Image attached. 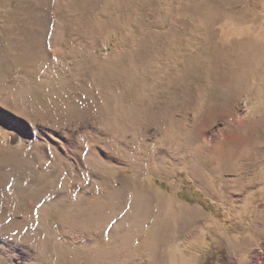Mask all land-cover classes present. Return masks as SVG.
<instances>
[{
	"label": "rangeland",
	"instance_id": "rangeland-1",
	"mask_svg": "<svg viewBox=\"0 0 264 264\" xmlns=\"http://www.w3.org/2000/svg\"><path fill=\"white\" fill-rule=\"evenodd\" d=\"M56 47L62 56H51ZM0 67L3 86L26 75L28 101L43 111L20 115L22 134L0 122V204L12 205L8 172L21 165L10 151L32 147L28 125L41 140L45 131L65 134L74 147L23 200L33 209L46 201L48 223L70 252L25 264H220V256L247 264L252 253L264 264V0H0ZM97 88L108 89L124 136L89 128L104 105ZM82 132L90 134L85 143ZM41 148L29 157L43 170L47 144ZM99 148L109 163L102 172L99 161L83 163ZM34 185L26 178L24 191ZM67 191L83 207L67 214L70 225L54 210L59 195H50ZM131 199L143 200L140 218L115 244L104 242L101 231ZM30 214H5L0 225L9 222L6 234L35 251L42 236L30 230Z\"/></svg>",
	"mask_w": 264,
	"mask_h": 264
},
{
	"label": "bare ground",
	"instance_id": "bare-ground-1",
	"mask_svg": "<svg viewBox=\"0 0 264 264\" xmlns=\"http://www.w3.org/2000/svg\"><path fill=\"white\" fill-rule=\"evenodd\" d=\"M60 34L61 33L59 31L58 37L60 36ZM61 54L62 53L60 52V50L57 49V47H56L53 54H51V56L53 55V56L57 57V55L59 56ZM36 60L39 62V58H36ZM33 62H35V60H33ZM52 62L54 63V61H52ZM52 62L50 64H53ZM56 64H58V63H56ZM56 64H54V65H56ZM51 74H52V72H50V68H49V71L48 70L44 71L43 73H41V76L43 78L47 79L50 77ZM25 77H26V75H22V76L18 75L15 82H13V84L11 86H3L1 83L6 80V76L0 67V122L10 126V129H14V130L20 132L21 134L23 133L24 130H26V124H27L26 121L27 120H24L23 117L20 118V115L21 116L23 114L29 115L30 113L31 114H39V113L41 114L43 112L41 108L32 106L30 104L31 102L28 101V92L31 90L30 89L31 85H29V83L26 82L27 78L25 79ZM64 81H66V78H63V80L59 81V83H62ZM59 87L60 88L57 89L58 94H65V92H66L65 87L66 86L64 87V84H61V86H59ZM92 88L94 89L93 86H92ZM96 90H97V93L101 94V97L103 98V101H104V105H103V109L100 108L101 114L99 115L100 118L98 119V122L96 123L95 126H93V128L92 127H89V128H91L92 131H94L95 134H97V136H99V137L105 136V138L109 137V139H110V136L113 135V129L112 128H114V130L118 131V133L116 135H118L119 133H122V135H123V132H124L123 128L124 127L122 128V122L119 123L118 119L116 121V115L115 114L110 115L111 112L115 111L116 107L112 108L109 105V95H108L109 91H108V89L97 88ZM11 96H12V98H11ZM10 98L14 99V101L16 102L15 106L9 104ZM47 104H48V108H53L54 107L53 98L50 99ZM9 105H10L11 111L7 110ZM108 113H109V115H108ZM127 113L128 114L125 113L126 115L123 114V116H122V119H124V121H125V122H123V124H128V121L131 119V115H129L131 113H129V112H127ZM127 115H128V117H127ZM126 117H127V119H126ZM17 119L18 120L20 119V120L18 121ZM34 119L37 120L36 117ZM28 120H30V119H28ZM32 123L30 125H28L30 127V131H31V132L29 131V133L31 134V136H30L31 142L30 143H31L32 147L27 148V149H12L10 151L11 154H17L18 155L19 160H20L19 162L21 165V170L16 169V170H13L11 172H8L9 181L7 183V186H6L5 197L7 200H10L12 202V205H11V207H8L9 205L7 206L6 204H0V217H3L6 214L8 216L7 218H14L16 214L23 213V212L25 213L26 210L27 211L30 210V212H31L30 218H29L31 220L30 230H32L34 232L33 235H39V236L41 235L42 236V242H41V246L38 249H36L35 251H32L30 249H26V248H22L19 245L18 241L14 242L12 240V238L6 234V232L11 228V225H9L10 223L6 222V221L3 223L1 222L0 239H2V242L0 245V258L6 259V261L8 263L9 262L11 263L13 260H15V264H25L26 262H30L32 260L39 259V258L41 259L43 257H47V258L51 257L55 260V262H58L60 259L65 258V256L67 254H69V252H70L69 251L70 247L68 245H66V246L62 245V243L58 239V236L52 231L53 229L51 228V226L48 223L49 214L52 212L53 209H51V210L46 209V207L44 205V203L46 201L44 203L40 204V206L33 209V207L31 205H24L23 200L26 196L29 195V193L31 194V192L34 191L36 188H38L42 183L47 182L45 171H44L45 169L53 168V170H58V169L64 167L65 159L68 158V156L71 154L72 149H74L73 143H71V141L69 140V137L67 135H65V134L55 135V133H50L49 131H45L43 133V139L41 140V137L39 136L38 133L35 132V129L34 130L32 129V127L35 126V124H32ZM97 124L101 125L100 130L98 129ZM86 126L88 127V125H86ZM109 127H111V129ZM84 129H86V128H84ZM122 130H123V132H122ZM92 134H93V132H92ZM89 135H88V133L82 132L79 136L84 139L83 140V142H84V141H86V139L88 138ZM50 136H52V138H54V139L50 138ZM81 141H79V142H81ZM44 144H47L48 156L43 160V162L46 163L45 166H41L43 168V170H40L37 167V165L32 163V161L30 160L29 154L32 151H36L37 153L40 152L42 149L41 147ZM81 150L83 152L85 151V149L82 146H81ZM156 150H158L157 147L152 148V152H155ZM167 153H168V151H167ZM92 156H93V159H90L92 161L90 163H87L88 160L85 161L86 159H85V155H84L83 163L86 166H88L91 163L99 161V166H100L99 172H102V170L105 167H107L109 163L107 160H105L100 148H99V151H96V150H95V152L93 151ZM85 169H87V168H85ZM83 172L86 174L85 171H83ZM1 173L2 172H0V176H1ZM85 174L83 175L84 178H85ZM28 177H33L35 179V185L27 192V191H24L23 182ZM53 194L59 195V197H60V202L54 207V210L55 209H61V211H62L61 220L63 221V223L66 225L72 224L71 220H73V219L71 217H69L67 214L73 213V212L78 213L77 210H83V207H81L80 205L77 207L73 206L74 197L72 196L73 194L71 193V191L57 192V193H52L50 195H53ZM111 195L113 198H114V196H116L115 194H111ZM107 201H109V200L106 199L105 202H107ZM142 201L139 199L136 201H134V199H131L129 201L128 206L125 208L124 212H122L121 215L114 218L108 224L109 226L107 225V227L103 231H101L102 239L104 240V242H106L108 240H112V242H110V243L115 244L118 239L122 238V236L125 232H127L128 230H130L132 228V226L135 224V222L141 216L142 206H143ZM30 207H32V209ZM5 209H6V211L4 212ZM90 209L91 208L85 209L86 214L83 215L84 221L82 223H85L86 225L82 224L83 227L86 226L88 228V226H91L92 222L89 218V213H88ZM36 212H40L41 217H42L43 228L41 230H36L34 228V224H35V220H36L35 216L37 215ZM12 213L14 215L11 217ZM14 219H17V218H14ZM106 221H107V219L104 216H102V217H99L98 219H96V224L97 223L103 224ZM39 222H41V220H39ZM41 226H42V223H41ZM49 233H53V237L51 239H49L47 237V235ZM17 251H18L17 255L14 256L13 253L17 252ZM176 251H177V249H176ZM0 262H2L1 259H0ZM152 264H157V259H153Z\"/></svg>",
	"mask_w": 264,
	"mask_h": 264
},
{
	"label": "trees",
	"instance_id": "trees-1",
	"mask_svg": "<svg viewBox=\"0 0 264 264\" xmlns=\"http://www.w3.org/2000/svg\"><path fill=\"white\" fill-rule=\"evenodd\" d=\"M252 259H251V261L249 262V263H247V264H256V256H255V254L254 253H252ZM211 259H206V261L203 263V264H211ZM219 263L220 264H236V263H234V262H231V261H228L225 257H223V256H220V258H219Z\"/></svg>",
	"mask_w": 264,
	"mask_h": 264
},
{
	"label": "water",
	"instance_id": "water-1",
	"mask_svg": "<svg viewBox=\"0 0 264 264\" xmlns=\"http://www.w3.org/2000/svg\"><path fill=\"white\" fill-rule=\"evenodd\" d=\"M12 139H13V143H14V144H18V143H19V142H18V138H17L16 136H14Z\"/></svg>",
	"mask_w": 264,
	"mask_h": 264
}]
</instances>
